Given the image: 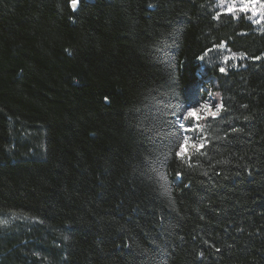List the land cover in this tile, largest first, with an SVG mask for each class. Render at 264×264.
I'll list each match as a JSON object with an SVG mask.
<instances>
[{"label": "trees", "instance_id": "16d2710c", "mask_svg": "<svg viewBox=\"0 0 264 264\" xmlns=\"http://www.w3.org/2000/svg\"><path fill=\"white\" fill-rule=\"evenodd\" d=\"M229 2L0 0V264H264V13Z\"/></svg>", "mask_w": 264, "mask_h": 264}, {"label": "snow or ice", "instance_id": "6c2138e0", "mask_svg": "<svg viewBox=\"0 0 264 264\" xmlns=\"http://www.w3.org/2000/svg\"><path fill=\"white\" fill-rule=\"evenodd\" d=\"M78 3V0H72V5H73V7L75 8V6H76V4ZM261 9H262V12H264V5H262L261 6ZM248 10V6L247 5H245L244 7H241L240 9H239V11H241V12H243V11H247ZM226 11L228 12V13H230V14H235V10H234V8L233 7H231V6H229L227 9H226ZM254 15H255V13H253ZM217 15H220V13H218ZM255 23H258L259 21H254ZM224 45L223 44H221V47H223ZM201 59H203V58H201ZM256 59H259V57H256ZM219 71L221 72V73H224L225 72V68H223V67H221L220 69H219ZM105 99H107V98H105ZM169 107H171V106H169ZM221 108H222V105H216V111H209V115L211 116V117H216L217 116V114L221 111ZM173 114H176V113H173ZM184 116H185V119H189V118H195V119H199V116H198V113H197V111H196V109L194 108V107H187L186 108V110H185V112H184ZM173 124H176V123H179V117L177 116V120H175V121H173L172 122ZM181 127H184V125H181ZM157 135H162V133H157ZM170 135V134H169ZM187 141H188V137L187 136H185L184 137V142L185 143H187ZM185 143H182L181 144V146H180V150L179 151H177V153H176V155L177 156H182L183 155V152H184V147H185ZM203 147V144H201V145H199V146H197V149L199 150V148H202ZM180 173H177V177H180Z\"/></svg>", "mask_w": 264, "mask_h": 264}, {"label": "rangeland", "instance_id": "374dc122", "mask_svg": "<svg viewBox=\"0 0 264 264\" xmlns=\"http://www.w3.org/2000/svg\"><path fill=\"white\" fill-rule=\"evenodd\" d=\"M223 2H226V0H222ZM230 1L228 3V6H234L235 3L238 4V9H240L241 7H244L245 5L248 6V10L251 13H255L257 14L259 17L262 13V9L261 6L264 5V0H228ZM226 5V4H225ZM211 105V101L208 100V102L204 103L203 106L199 107L196 109L198 116H201V114H199L200 111H203V113L207 112L206 108ZM194 145V142L191 141L188 137V141L187 143H185V147H184V152L188 150V148H190L191 146Z\"/></svg>", "mask_w": 264, "mask_h": 264}]
</instances>
